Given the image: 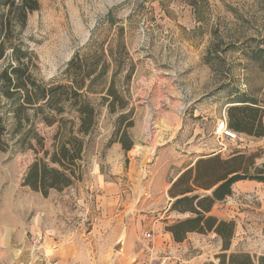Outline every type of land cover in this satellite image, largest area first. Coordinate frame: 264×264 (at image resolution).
Masks as SVG:
<instances>
[{
	"label": "rangeland",
	"instance_id": "rangeland-1",
	"mask_svg": "<svg viewBox=\"0 0 264 264\" xmlns=\"http://www.w3.org/2000/svg\"><path fill=\"white\" fill-rule=\"evenodd\" d=\"M38 2L12 29L14 42L31 50L39 81L66 82L76 53L93 62L102 49L108 67L85 92L96 123L71 186L43 197L21 184L33 150L0 149V264H145L161 255L171 264L217 262L221 241L212 232L169 241L165 225L185 215L167 211L165 188L194 157L211 153H256L264 168V136L237 132L228 140L214 132L236 93L264 106V0ZM6 11L0 6V15ZM111 80L126 104L114 112L106 100ZM123 112L133 120L128 152L116 140ZM55 128L37 124L46 147ZM212 213L236 224L231 250L264 255V182L233 184ZM67 245L76 249L61 259L57 250Z\"/></svg>",
	"mask_w": 264,
	"mask_h": 264
},
{
	"label": "trees",
	"instance_id": "trees-1",
	"mask_svg": "<svg viewBox=\"0 0 264 264\" xmlns=\"http://www.w3.org/2000/svg\"><path fill=\"white\" fill-rule=\"evenodd\" d=\"M0 6L7 8L0 15V59L7 56L8 48L11 50L0 69V149L17 144L33 150L35 158L27 166L21 184L47 197L51 190L63 191L81 178L85 138L96 123V110L84 96L106 75L108 63L102 49L93 62L88 54L76 53L65 70L66 82L39 81L32 72L31 50L14 42L12 29L14 24L25 25L27 14L38 9V0H0ZM233 98L226 108L227 127L245 135L264 136V106L247 92L236 93ZM106 100L111 112L126 105L113 80L106 88ZM68 109L73 116L68 115ZM129 114L119 115L116 132V140L125 152L133 145L127 132L133 125ZM9 119L13 120L12 128L8 127ZM38 123L56 127L50 147L45 146ZM257 157L256 153L240 150L228 157L219 152L202 155L180 172L167 189L171 198L167 211L185 215L165 225L173 241L183 242L189 232H212L221 241L220 250L214 255L217 262L203 264H264V255L231 250L236 224L212 213L217 201L232 195L235 182H264V168L256 164Z\"/></svg>",
	"mask_w": 264,
	"mask_h": 264
},
{
	"label": "built area",
	"instance_id": "built-area-1",
	"mask_svg": "<svg viewBox=\"0 0 264 264\" xmlns=\"http://www.w3.org/2000/svg\"><path fill=\"white\" fill-rule=\"evenodd\" d=\"M214 132L216 135L225 137L228 140H235L238 138V133L227 127V117L225 113H223L216 122ZM144 236V238L148 240H151L153 238V234L151 232H146ZM149 251H152V249H150ZM145 264H171V262L169 257L161 255L157 257L151 256V258H148Z\"/></svg>",
	"mask_w": 264,
	"mask_h": 264
},
{
	"label": "crops",
	"instance_id": "crops-1",
	"mask_svg": "<svg viewBox=\"0 0 264 264\" xmlns=\"http://www.w3.org/2000/svg\"><path fill=\"white\" fill-rule=\"evenodd\" d=\"M197 158H199V157H194L193 159H192V161L191 162H189V163H187V165H185V167L184 168H182L179 172H176L175 174H173L172 176H171V178H170V181L167 183V186H166V188H165V190H167L169 187H170V185H171V183H172V181H173V179L180 173V172H182L183 170H185V168L186 167H188V166H190ZM240 182H243L242 180L241 181H237V182H235V183H240ZM234 183V184H235ZM168 195V194H167ZM169 196V195H168ZM169 201L171 202V198L169 197ZM170 202L168 203V206L170 205ZM146 232H150V230H146V231H144V233H146ZM192 234H198V233H195V232H189L188 233V235H187V237H186V239H188V237H190V235H192ZM166 235H167V237H168V239H169V241H173L172 239H171V235L168 233V232H166ZM198 235H202V234H198ZM185 239V240H186ZM146 240H148V239H146ZM184 240V241H185ZM173 242H175V241H173ZM175 243H177V242H175ZM180 243H182V242H180ZM7 247H9V246H7ZM148 248V251L151 249V247H147ZM76 248L74 247V246H72V245H67L65 248H62V249H59V250H57V252L58 253H56L61 259H64L66 256H71L73 253H74V250H75ZM152 249H154V247H152ZM63 250V251H62ZM147 251V252H148ZM30 261H27V262H25V264H27V263H29ZM24 264V263H23Z\"/></svg>",
	"mask_w": 264,
	"mask_h": 264
}]
</instances>
